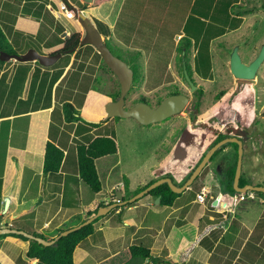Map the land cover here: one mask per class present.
I'll use <instances>...</instances> for the list:
<instances>
[{"label": "crops", "instance_id": "crops-1", "mask_svg": "<svg viewBox=\"0 0 264 264\" xmlns=\"http://www.w3.org/2000/svg\"><path fill=\"white\" fill-rule=\"evenodd\" d=\"M50 1L59 5L62 0ZM107 1L111 6L118 4L116 11L111 6L100 5L103 0L98 2L97 9L105 11L100 20L111 22L110 30L126 21L138 26L128 36L126 45L121 44L120 36L126 37L127 32L119 34L117 39L119 44L137 53L157 47L154 40L159 35L141 31V27L152 31L154 24L164 27L167 23L180 22L178 26L164 27L172 33L177 48L191 17L211 23L212 17L224 15L220 9L215 13V0ZM235 1L233 4L237 7L249 6L251 2ZM19 4V0H0L1 29L15 50L23 47L24 41L15 40L22 35L26 37L25 44L31 47L29 50L54 55L72 34L81 33L77 21L66 19L50 4L22 0L21 10ZM248 9L241 8L237 15L230 14L231 18L241 20L240 25L213 39L210 49L215 41L249 25L253 13L240 14L241 10ZM96 53L95 48L79 46L72 52L59 53L61 57L51 67L14 60L0 65V229L24 232L27 228L51 240L59 231L79 225L87 210L122 190L118 182L110 183L119 159L106 171L105 192L102 193L103 185L102 191L94 194L100 197L98 200L87 201L83 195L84 184L77 173V147L100 136L98 131L105 125L99 126L105 117V101L99 100L98 83L103 70ZM90 100L92 107L87 106ZM67 103L73 109L66 107ZM83 122L97 126L90 128ZM47 142L63 152V160L57 173L44 175ZM96 168L98 171L97 165ZM154 178L149 177L138 187L146 186ZM223 179L224 173L209 176L208 184L197 191L191 203L182 201L183 191L170 207L155 204L154 199L145 196L133 206L109 210L94 223L93 233L77 246L75 253L78 250L80 264H135V259L140 258L124 255L133 245L148 248L151 258L163 257L178 264H264V198L252 193L224 194L221 192ZM203 188L204 200L199 201L197 196ZM135 189L129 186L128 190ZM111 211L114 219L109 214ZM28 246V241L15 237L0 238V264H37V260L26 257ZM190 247L193 249L188 252ZM139 264L154 263L147 258Z\"/></svg>", "mask_w": 264, "mask_h": 264}, {"label": "rangeland", "instance_id": "rangeland-1", "mask_svg": "<svg viewBox=\"0 0 264 264\" xmlns=\"http://www.w3.org/2000/svg\"><path fill=\"white\" fill-rule=\"evenodd\" d=\"M21 1L19 0L20 4ZM23 1L26 2L27 0ZM38 1L50 4L52 9L60 12L58 5L53 4L50 0ZM67 1L73 8L81 10L90 19L97 31L103 35L104 43L111 53L125 62L131 70H134L133 88L125 96V107L134 104L133 102H137L136 100L139 98L146 99L150 105L155 106L157 102L164 100L166 94L172 91V87L179 86L182 88L185 85V82L182 85L180 84L183 81L181 63L178 59L180 56L174 46L172 33L164 28L178 26L180 22H176L174 25L167 23L163 25L164 27L154 24L152 31L141 27V31L145 30L151 34L159 35L154 40L157 47H148L146 50L137 53L123 45L129 41L128 36L136 31L138 26L126 21L110 30L109 25L111 22H105L106 20L104 19L100 20L105 11L97 9V3L102 0H93L91 4H85L82 0ZM233 1L235 2V0H215L216 11L218 12V9H221L224 12L220 19L227 17L225 13L231 17L230 14L237 15L238 10L249 7L248 10L240 11L242 15L248 12L253 13L250 16L249 25L247 27L244 25L239 31L228 34L225 39L212 43L213 45L210 49L211 80H203L195 73L193 62L197 50L196 47H190L186 61L188 67L194 72L195 84L202 89V94L198 95L195 93L191 95L187 90L189 96L187 109L172 118L150 126L139 125L131 118H112L106 121L105 105L113 101L114 97L118 95L119 84L115 75H112L101 65L103 71H101V76L99 77L98 94L101 96V98L99 96L100 102L102 99L103 102L105 101V117L99 126L105 125L98 132L100 136L113 138L118 146L117 155L96 161L98 172L102 179L101 182L103 183L102 186L104 185L102 193L105 192L106 171L118 159L119 165L113 170L114 178H111L110 183L112 184V181L118 182V187L121 186L123 194L126 192L124 190L129 189V186L137 190L139 183L148 180L149 177H155L154 181L161 178H169L175 186L179 187L188 180L203 156L219 137L237 138L242 142L241 181H247L249 185L263 184L264 62L257 71L254 80L240 81L235 79L230 73L229 60L233 48L238 47V54L242 62L249 64L258 54L261 45L264 44V0H251L249 6L241 7L234 6ZM107 3V0H103L100 5L106 7ZM226 3L230 4L227 9H225ZM117 5L113 3L112 6L110 4L107 7L111 6L112 10L116 11ZM22 6L23 4L20 5V10ZM52 15L55 16V14ZM111 20L112 16L109 21ZM0 27L3 28L1 22ZM68 29L71 31L70 28ZM79 32L84 35L83 29H80ZM122 32H127V36L124 37L121 34ZM119 34H121L120 42L121 44L124 43L123 45L117 41ZM107 35L109 37L105 40ZM15 40L19 43L24 41L21 50L19 48L17 50L14 49L16 53L27 52L31 48L25 44L26 37L21 35ZM31 41L33 40H29V42ZM92 100L89 101L88 107H92ZM194 103L199 104V112L196 121L189 122L187 116L189 110H192ZM91 113L90 111L88 115H91ZM234 158L235 151L232 146L228 145L223 148L202 169L198 178L183 192L182 201L191 203L196 198L197 191L208 184L206 182L208 177L225 173L226 169L233 165ZM122 176H125L123 178L126 181L123 180ZM84 188L85 192L83 195L88 202L100 199V197L98 198L91 193L85 185ZM248 193H251V191H247L245 194ZM154 202L156 204V199H154ZM109 214L114 219V212L111 211ZM94 216L88 217V219ZM102 216H99L98 219ZM117 218H120L121 221V217H118V214ZM25 231L27 234V232L32 230L26 228ZM73 262L74 264H80L78 250L76 253L74 252ZM134 262L139 264L141 258L135 259Z\"/></svg>", "mask_w": 264, "mask_h": 264}, {"label": "trees", "instance_id": "trees-1", "mask_svg": "<svg viewBox=\"0 0 264 264\" xmlns=\"http://www.w3.org/2000/svg\"><path fill=\"white\" fill-rule=\"evenodd\" d=\"M68 4L67 0H62ZM224 1V0H223ZM227 1V0H226ZM234 2V1H233ZM232 2V3H233ZM236 2V1H235ZM69 5V4H68ZM230 4L226 3L225 9L229 7ZM224 9V10H225ZM219 10V9H218ZM222 10L220 9V12ZM215 13H218L215 11ZM224 13V12H223ZM227 17L220 19L222 15H217L212 17V22L204 23L199 21L196 18L191 17L190 21H188L184 27V34L185 36L181 38L179 41L178 47L176 50L180 57H178L180 63L182 60L185 62L186 68H188L187 63V56L190 50V47H196L197 54L194 56V71L195 73L202 78L203 80H211L212 79V71H211V55H210V43L216 37L222 36L228 31L234 30L238 28L241 23L240 19L231 18L227 13H225ZM81 35L79 33L72 34L65 42L64 46L61 50L57 53L65 54L69 53L70 51H74L77 47L80 46ZM193 41V42H192ZM92 48L91 46H85ZM93 49V48H92ZM0 52H4L10 55L16 53V51L12 48V46L7 41L4 32L0 27ZM96 55L101 59V56L96 53ZM5 62L0 61V65H3ZM102 65L112 73L108 67L103 63ZM133 77H134V70ZM188 71V70H187ZM115 96V95H114ZM117 96L114 97L113 100L117 99ZM144 101V99H141ZM66 107H72L71 104H65ZM108 121V118H105ZM102 120L100 121V123ZM90 128H94L97 125L91 122H83ZM226 138V137H224ZM223 137H219L214 144L224 139ZM213 144V145H214ZM232 146L235 151V160L232 166L226 169L224 173V179L222 184V193L228 195H241L243 193H239L234 190L233 188V180L235 175V169L237 164V145L234 143H228L220 148H218L211 158L208 160L206 165H208L214 157L218 155V153L225 148L226 146ZM118 150V146L113 138L109 136H98L93 139L90 143L80 145L77 147V173L79 176V180L89 189V191L93 194H98L102 191V182L99 177L97 168H96V161L108 156L116 155ZM63 160V152L55 146L52 142H47L44 150V163H43V174L49 175L57 173L61 167ZM205 165V166H206ZM204 166V167H205ZM202 171V170H201ZM200 174V173H199ZM199 176V175H198ZM195 178V180L198 178ZM125 176H122V178ZM124 181L125 178H123ZM194 180V181H195ZM193 181V182H194ZM154 181L150 182L144 187L138 188L134 192L130 193L128 189L123 194V190H120V194L122 196V201H127L129 198L133 197L137 193L144 190ZM248 183L241 181V176L239 179L238 187L242 188L243 186L247 185ZM255 186H264V183L257 184ZM186 190V189H185ZM184 190V191H185ZM116 192H113L112 196L107 198L106 200L99 202L92 210H87L85 215L86 218L82 221L88 219L97 213L99 208L108 207L109 205L113 204L114 201H117ZM247 193V192H245ZM244 193V194H245ZM256 194L259 197L264 198V193L262 192H251ZM181 194V193H180ZM180 194H176L171 192L167 184H162L152 190H150L145 196H150L153 199L159 198V204L164 207H170L174 204L176 199L180 196ZM111 199V200H110ZM141 199V198H140ZM138 201V200H137ZM137 201L126 203L121 207H116L114 210L119 208L123 209L124 207L133 206ZM121 214V213H119ZM118 214V217L120 215ZM99 217L93 219V221L82 228L77 230H73L65 236H56L54 239L48 240L44 235L38 232H31L32 239H29L23 235L19 234H3L0 238L11 236L23 241H28L29 246L26 252V257L28 259L37 260V264H74L73 256L74 252L82 241H84L88 236H90L94 231V222L98 220ZM120 221V218L118 219ZM64 231V230H63ZM59 231V233L63 232ZM41 241L44 242H51L50 246L44 245ZM192 247L189 248L188 252L192 251ZM187 252V253H188ZM185 253V254H187ZM124 255H126L130 259L141 258V259H151V262L154 264H178L172 263L165 260L163 257L159 258H151L148 248L143 245H133L124 251Z\"/></svg>", "mask_w": 264, "mask_h": 264}, {"label": "water", "instance_id": "water-1", "mask_svg": "<svg viewBox=\"0 0 264 264\" xmlns=\"http://www.w3.org/2000/svg\"><path fill=\"white\" fill-rule=\"evenodd\" d=\"M85 4H91L93 0H82ZM74 13V20L78 22V24L82 27L84 35L80 41V46H92L95 48L97 53L101 56L103 63L108 67V69L115 75L118 80L120 86V95L117 100L110 101L105 105V114L106 118H119V119H128L131 118L135 120L138 124L142 126H148L152 124L160 123L170 117L176 116L181 113L184 109L185 105L188 102V99L184 95H171L164 99L156 108H151L149 105L145 103H137L135 106L124 109L125 104V96L130 91L132 82H133V71L127 66L125 62L121 59L115 57L107 45L104 43V38L97 31L95 26L92 24L89 18H87L84 13L78 11L77 8H71ZM72 52V51H71ZM61 57L59 53L54 55L45 56L38 54L35 50H28L25 54H7L4 52H0V61L7 62L9 60H14L18 63H28V62H38L42 67H51L54 65L57 60ZM264 62V44L259 49L256 57L249 63L245 64L242 62L239 54L238 47H234L229 60V70L232 76L237 80L242 81H250L254 80L256 77L257 71L260 66ZM185 72V68H184ZM186 79L188 82L189 79L185 73ZM191 84V92H193L196 87ZM234 143L237 145V164L235 169V175L233 180V188L235 191L239 193H245L247 191L251 192H262L264 193V186H254V185H245L242 188L238 187L239 179L241 176V165H242V142L237 138H224L221 141L214 144L208 152L203 156L199 165L193 170L192 174L188 178V180L181 186H175L171 179L169 178H161L154 181L148 187H146L141 192L137 193L133 197L129 198L127 201H122V196L119 191L116 192L117 202L109 205L108 207L99 208L94 217L89 218L86 222L80 223L79 225L68 228L63 232L59 233L58 236H65L73 230H77L82 228L83 226L91 223L94 218L105 215L109 212V210L114 209L116 207H121L125 205L127 202L131 203L139 200L145 194H147L150 190L162 185L167 184L171 192L180 194L185 189H187L195 180V178L199 175L201 170L204 168L208 160L211 158L213 153L220 148L221 146ZM160 201L159 198H156V202ZM8 206V201L5 202V207ZM3 234H19L23 235L29 239L33 237L29 234H26L23 231L12 230V229H0V236ZM44 245L50 246L51 242L41 241Z\"/></svg>", "mask_w": 264, "mask_h": 264}, {"label": "flooded vegetation", "instance_id": "flooded-vegetation-1", "mask_svg": "<svg viewBox=\"0 0 264 264\" xmlns=\"http://www.w3.org/2000/svg\"><path fill=\"white\" fill-rule=\"evenodd\" d=\"M262 46V45H261ZM92 47V46H91ZM98 54V53H97ZM101 62H102V59H101ZM188 66V65H187ZM190 66V65H189ZM184 68H185V72H184ZM188 70V71H187ZM190 71V72H189ZM185 73H186V75H187V77H188V79H189V81L192 83V85L194 86V87H196V89L193 91V92H191V84H190V82H188L187 81V79H186V76H185ZM112 75H114L113 73H111ZM181 77H182V79H183V81H181L180 82V84L182 85V84H184L183 82H185V85L182 87V88H180L179 86H174V87H172V91L171 92H168L167 94H166V96H165V98L164 99H166L168 96H171V95H184V96H186L187 97V99H188V102H187V104L185 105V107H184V109L181 111V113L183 112V111H185L186 109H187V106H188V104H189V96H188V94H187V90H188V92H189V94H191V95H193V94H198V95H200V94H202V89L199 87V86H197L196 84H195V78H194V72H192V70H191V68H186V66H185V62L182 60V62H181ZM240 81H242V80H240ZM171 82V81H170ZM119 84V83H118ZM179 87V88H178ZM131 88H133V82H132V85H131ZM131 88H130V90H131ZM119 95H120V86H119ZM119 97V96H118ZM118 99V98H117ZM117 99H115V100H117ZM115 100H113V101H115ZM137 102H133L134 104H132V105H130V106H128V107H125V104H124V109L126 110V109H129V108H131V107H133V106H135L137 103H140V102H142V103H145V104H147V105H149L151 108H156L162 101H159V102H157L156 104H155V106H152V105H150L147 101H146V99H144V101H141L140 100V98L138 99V100H136ZM198 103H194L193 105H192V110L190 109L189 110V114H188V121L189 122H194V121H196V118H197V114H198V112H199V108H198ZM170 118H172V117H170ZM169 119V118H168ZM167 120V119H166ZM135 121V120H134ZM165 121V120H164ZM163 122V121H162ZM158 124V123H157ZM140 125V124H139ZM152 125H155V124H152ZM148 126H150V125H148Z\"/></svg>", "mask_w": 264, "mask_h": 264}, {"label": "built area", "instance_id": "built-area-1", "mask_svg": "<svg viewBox=\"0 0 264 264\" xmlns=\"http://www.w3.org/2000/svg\"><path fill=\"white\" fill-rule=\"evenodd\" d=\"M69 4V5H68ZM66 3L64 1H60L59 5H58V8H59V11L64 15V17L66 19H74V13L72 11V7H71V4L70 3ZM204 196H205V189L203 188L200 192V194L197 196V199L199 201H203L204 200ZM243 200L244 198L243 197H240V200Z\"/></svg>", "mask_w": 264, "mask_h": 264}, {"label": "clouds", "instance_id": "clouds-1", "mask_svg": "<svg viewBox=\"0 0 264 264\" xmlns=\"http://www.w3.org/2000/svg\"><path fill=\"white\" fill-rule=\"evenodd\" d=\"M69 3V2H68ZM72 7V6H71ZM78 11H80L81 12V10H78ZM115 202H117V201H115Z\"/></svg>", "mask_w": 264, "mask_h": 264}]
</instances>
